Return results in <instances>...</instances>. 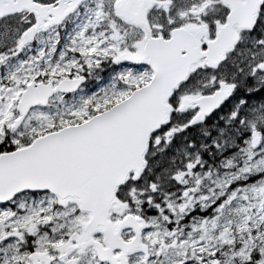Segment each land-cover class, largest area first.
<instances>
[{"label":"snow or ice","instance_id":"snow-or-ice-1","mask_svg":"<svg viewBox=\"0 0 264 264\" xmlns=\"http://www.w3.org/2000/svg\"><path fill=\"white\" fill-rule=\"evenodd\" d=\"M0 264H264V0H0Z\"/></svg>","mask_w":264,"mask_h":264}]
</instances>
